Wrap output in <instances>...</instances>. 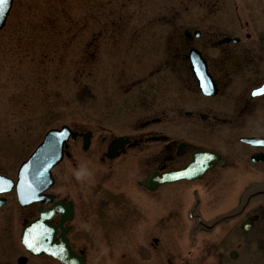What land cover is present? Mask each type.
<instances>
[{
  "label": "rangeland",
  "instance_id": "obj_1",
  "mask_svg": "<svg viewBox=\"0 0 264 264\" xmlns=\"http://www.w3.org/2000/svg\"><path fill=\"white\" fill-rule=\"evenodd\" d=\"M207 6L210 10L205 9ZM210 17L229 35L238 34V24L242 23L251 38L245 44L240 43L241 48L246 44L257 47L255 54L242 63L249 72L246 86L249 89L264 80V0H13L0 29V171H14L49 126L65 122L91 127L95 129L94 136L100 128L99 134L105 135L128 130L148 111L143 98L150 92H142L145 83L161 81V78L177 81L174 72L167 69L155 73L154 77L149 74L159 63L176 69L178 58H171L173 51L167 38L173 30L193 28V21L199 24L198 20ZM162 86L165 91L167 83ZM152 95L155 100L159 98V94ZM246 115V119L228 132L236 144L240 135H264V96L248 104ZM197 126L195 135L200 143L215 142V146L226 148V139L221 136L224 127L212 131L200 120L193 128ZM93 145L94 140L88 153L91 157H94ZM252 150L247 148L250 172L244 175L249 183L247 192L264 189V160L251 164L248 155ZM261 150L264 152V148ZM131 167H116L109 176L98 163L85 170L90 175L89 183L102 182L103 178L120 179V184H126L137 172V169L130 170ZM77 172L71 181V195L76 204L75 231L71 236L88 248L85 250L88 264H147L145 244L151 234L138 233V228H133L131 233L123 228L112 233L101 232L95 209L101 214L105 211L102 198L92 200L95 209L84 205L85 181L78 179ZM258 174L262 175L260 182L250 183ZM177 187L171 193L173 198L166 200L168 203L143 195L136 202L146 206L147 221L141 222V227L156 225L163 209L170 212L174 208L171 224L168 217L166 234L170 258L174 253L189 262L191 258L196 259L195 263L202 259L203 264H215L216 259V264L258 262L257 255L256 259L247 261L251 256L245 250L237 260L226 258L232 245L218 240L220 234L216 233L223 223L216 224L211 231L191 229L194 219L189 214L192 212L199 213L201 221L209 224L224 212L236 209L244 184L231 179L230 174L221 176L214 184ZM247 202V212H257L258 225L264 227V194L256 193ZM124 203L129 205L128 200ZM129 209L124 208L127 218L132 215ZM82 225L88 230L81 228ZM7 239L9 243H16L13 234H0V264L6 260L3 250L5 254L16 252L10 244L6 248ZM260 253L264 264V245ZM30 261L45 264L42 258L33 257Z\"/></svg>",
  "mask_w": 264,
  "mask_h": 264
},
{
  "label": "flooded vegetation",
  "instance_id": "obj_2",
  "mask_svg": "<svg viewBox=\"0 0 264 264\" xmlns=\"http://www.w3.org/2000/svg\"><path fill=\"white\" fill-rule=\"evenodd\" d=\"M203 20L204 22L199 28L198 36H194L191 31L187 34H182L173 30L174 33L167 38V41L168 46L173 51L171 58H178L175 61L178 63L177 68L183 69L188 73L187 53L189 47L194 46L201 51L206 58L207 68L218 85L217 94L221 95L218 103L209 98L197 97L192 92L193 96L185 94L184 90L195 91L194 83L191 81L187 83L181 82V87L171 88L170 96L160 97L158 103L154 98L147 100L148 111L142 120L135 122L137 126L132 127L133 131L129 132V141L121 154L115 158H107L104 155L107 139L105 136H99L98 134L93 145L94 157L89 156L88 153L91 152L89 147L87 150H80L78 139H75L68 146V159L53 168L54 183L50 191L55 195L54 199L61 198L64 201L70 200L71 196L72 167L86 169L91 164L98 163L101 168L106 170L107 176L113 175L116 167L132 166L130 170L137 169L134 175H138V177L126 183L128 185L131 184L132 189L136 188L137 191L135 192L137 193H133L131 189L128 191L124 189V185L120 184V179H114V182L109 185L114 191L123 192L124 196L121 197L122 199L127 197L129 202H132L130 205H126L123 200H120L121 206L123 208L128 206L132 215L129 214L127 218L125 211L113 201L104 202L103 207L105 210L115 209L117 216L122 217L123 222L126 223L125 228L129 229V231H132L133 228H138V233H155L151 237L152 241L150 243L152 247L151 254L153 255L150 264H194L195 260L191 259V262H189L184 257L169 260L166 239L169 229L168 210L163 209L162 215H159L156 220V225L141 227V222L146 223L147 216L144 215L145 204H142L141 201L136 203L138 196L143 194V196L150 199L155 198L157 201L166 203L168 197L173 198L171 193L175 190V188L166 186H172L173 183H162L154 190H148L138 185L137 182L151 172L161 173L183 166L190 159L192 152L199 148L193 143V140L184 138L174 129L178 125L182 124L183 128H189L197 123L200 112H205L207 114L205 121L212 130H223L222 127L228 125L231 128L227 130L230 131L247 116L244 113L248 103L246 89L239 80L243 78V74L240 71L241 65L245 61L244 59L247 57L249 50L245 46L241 48L239 43H231L230 41L218 42L228 32L219 29L218 24L213 23L212 18H204ZM239 105L242 107L240 108ZM237 148V153L231 156L228 154L222 155L224 162L215 165L208 171L209 174L206 175L210 184H214L221 176L232 175L240 166L245 165V150L240 147ZM179 182L185 183V181ZM120 196L121 194L116 195V202ZM6 200H8V197ZM39 207L40 205L37 202L19 206L13 197V193H11L10 201L0 212V227L6 231L15 232L24 222L37 216ZM103 214V218L109 221L114 219V215H106L105 212ZM48 222L53 225L60 223V215L54 214L48 219ZM63 225H67V223ZM69 228L73 231L74 224L71 223ZM233 229L235 232L232 233L236 235L231 236L224 230L220 239L223 241L231 240L239 249L245 244L251 245L255 243L258 244V248L262 245V240L261 242H257V240L261 239L263 231L256 234H248V231L241 230L239 226H235ZM73 243H71V246L76 249ZM184 259H186L185 262ZM54 263L53 260H50V264ZM1 264L13 263L5 261Z\"/></svg>",
  "mask_w": 264,
  "mask_h": 264
},
{
  "label": "water",
  "instance_id": "obj_3",
  "mask_svg": "<svg viewBox=\"0 0 264 264\" xmlns=\"http://www.w3.org/2000/svg\"><path fill=\"white\" fill-rule=\"evenodd\" d=\"M11 1L12 0H4V2L0 4V27L4 24L7 12L11 5ZM191 58H192V70H193L194 75L197 78L198 85L204 91V89L201 87V78L203 77L206 81L205 86L207 88V92L204 91V93L213 94L215 92V89L213 88V82L210 76L206 72V66L204 64L203 59L200 57L199 54H196V53H194L193 57ZM262 87H264V85ZM62 129L63 130L60 129V130H53L49 132L46 135L45 137L46 139L43 141V143L39 145V147L35 150L33 155L29 157V159L23 164L20 170L21 177L23 178L26 177V173H24V169L30 168V170L34 171V174H30V176H31V179L34 180L36 189L38 192H40L43 189L42 182L43 180L47 178L48 169L50 167L49 162L54 157L56 152H58V155L61 153V144L65 140L67 134H69L68 133L69 131L66 128H62ZM58 136H63V137L59 138ZM251 144L253 145L262 144L263 145L264 143H256V142L252 143L251 142ZM212 157L213 156H211V158ZM260 159H261V155H258V157H256L254 160H260ZM204 164L205 165L203 169H205L208 166L206 165V163ZM36 169H37V172L35 173ZM20 194L22 195L23 193L20 192ZM21 201H24V200H21ZM63 241L65 242L66 240L64 239ZM29 242H31L33 245H35L37 242H39L40 244V249L38 250L33 249L34 253L45 252L47 254L53 255L54 257H57L59 260H61L63 264H79L80 263V259H78L73 252H70L67 249L63 251V250H60L58 247L52 246L51 238L44 232L37 234L35 239L32 240L31 238Z\"/></svg>",
  "mask_w": 264,
  "mask_h": 264
},
{
  "label": "snow or ice",
  "instance_id": "obj_4",
  "mask_svg": "<svg viewBox=\"0 0 264 264\" xmlns=\"http://www.w3.org/2000/svg\"><path fill=\"white\" fill-rule=\"evenodd\" d=\"M3 2H4V0H0V4H2ZM205 84H206V81L202 77L201 78V87L204 89L205 92H207V88H206ZM259 93H264V87L258 88L253 92L254 95L259 94ZM65 136H66V134H65ZM256 143H264V141H256ZM2 179L3 178H0V180H2ZM25 243L28 245L29 248H34V245L32 243H29L27 240L25 241Z\"/></svg>",
  "mask_w": 264,
  "mask_h": 264
},
{
  "label": "clouds",
  "instance_id": "obj_5",
  "mask_svg": "<svg viewBox=\"0 0 264 264\" xmlns=\"http://www.w3.org/2000/svg\"><path fill=\"white\" fill-rule=\"evenodd\" d=\"M85 171H86L85 169H81L76 174H77V176H80V175L84 174Z\"/></svg>",
  "mask_w": 264,
  "mask_h": 264
},
{
  "label": "bare ground",
  "instance_id": "obj_6",
  "mask_svg": "<svg viewBox=\"0 0 264 264\" xmlns=\"http://www.w3.org/2000/svg\"><path fill=\"white\" fill-rule=\"evenodd\" d=\"M208 171H205L203 174H206Z\"/></svg>",
  "mask_w": 264,
  "mask_h": 264
}]
</instances>
